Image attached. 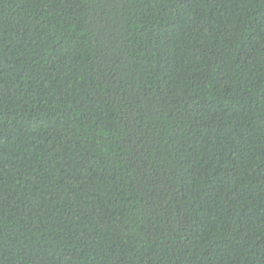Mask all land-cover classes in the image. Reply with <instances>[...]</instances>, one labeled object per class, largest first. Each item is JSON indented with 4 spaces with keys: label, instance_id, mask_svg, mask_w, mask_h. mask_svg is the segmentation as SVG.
Returning a JSON list of instances; mask_svg holds the SVG:
<instances>
[{
    "label": "trees",
    "instance_id": "trees-1",
    "mask_svg": "<svg viewBox=\"0 0 264 264\" xmlns=\"http://www.w3.org/2000/svg\"><path fill=\"white\" fill-rule=\"evenodd\" d=\"M0 264H264V0H0Z\"/></svg>",
    "mask_w": 264,
    "mask_h": 264
}]
</instances>
